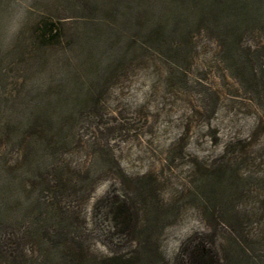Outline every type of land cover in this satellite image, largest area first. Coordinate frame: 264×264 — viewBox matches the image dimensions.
<instances>
[{
  "label": "rangeland",
  "instance_id": "obj_1",
  "mask_svg": "<svg viewBox=\"0 0 264 264\" xmlns=\"http://www.w3.org/2000/svg\"><path fill=\"white\" fill-rule=\"evenodd\" d=\"M8 4L14 7L9 5L6 12L17 16L39 13L47 5L61 13L62 22L70 18L57 0ZM6 26L3 40L17 31L16 24ZM257 41L244 38L243 44ZM63 54L70 55L67 50ZM22 58L19 65L10 52L1 70L0 95L8 100L20 91L33 93L23 84L34 57L29 53ZM216 63L207 49H201L182 77H148L138 66L128 77L113 78L102 93L98 114L78 119L55 158L44 166L41 154L32 157L27 164L34 175L22 177L25 163L7 157L3 167L13 174L6 190L18 203L6 213L11 220L0 225V264H99L112 251L127 253L125 264H177L183 243L212 225L228 223L264 248V128H256L258 112L228 77H221ZM71 68L67 66L68 74ZM32 76L39 78L41 73ZM68 78L78 84L77 74ZM70 88L78 91L77 85ZM209 93L218 96L213 108L203 100ZM252 138L246 160L229 162L230 143ZM55 174L72 185L73 192L61 197L56 209L83 242L70 234L39 239L41 210L29 209L19 199L23 188L31 203H45L58 183ZM125 195L131 218L123 236L111 230L105 210L113 198ZM219 200L222 216L216 220L207 209ZM20 214L26 219L18 220ZM7 234L9 249L3 244Z\"/></svg>",
  "mask_w": 264,
  "mask_h": 264
},
{
  "label": "trees",
  "instance_id": "obj_2",
  "mask_svg": "<svg viewBox=\"0 0 264 264\" xmlns=\"http://www.w3.org/2000/svg\"><path fill=\"white\" fill-rule=\"evenodd\" d=\"M59 1L60 11L70 15L67 23L62 22L60 12L47 5L39 13L17 16L6 12L9 5L10 9L14 7L9 0H0V86L4 85L1 70L10 52L19 65L23 64L22 55L31 53L34 57L33 68L27 70L23 84L30 85L33 93L20 91L11 100L0 95V225L11 220L6 213L18 203L6 190L13 174L3 167L6 158L21 161L19 165L25 163L22 177L34 175L27 164L32 157L41 154L44 166L55 158L60 146L67 144L78 119L98 114L97 105L113 78L128 77L138 66L145 68L148 77H182L197 60V51L207 49L217 61L221 77H228L235 91L258 112L259 118L254 115L256 128H264V0ZM15 24V36L3 40L6 25ZM244 38L259 41L247 46ZM66 50L69 56L63 54ZM70 64L74 68L68 74ZM33 73L41 76L37 78ZM75 74L78 84L68 78ZM73 85L78 86L77 92L69 91ZM203 100L213 108L218 96L205 94ZM252 143L253 138L250 142L230 143L233 152L229 153V162H244ZM55 175L59 184L49 192L45 203H31L23 188L19 199L29 209L39 206L41 210L37 224L43 229L36 231L38 238L70 234L83 242L56 209L61 197L73 192L69 187L72 185L63 184L61 176ZM220 202L210 204V217L221 218ZM130 205L125 195L113 198L105 210L111 230L123 236L131 218ZM17 219L25 220L26 216L20 214ZM6 237L9 235L3 244L9 249L12 241ZM25 238H21L20 247ZM127 256L112 251L99 264H125ZM177 264H264V248L234 224L212 225L181 245Z\"/></svg>",
  "mask_w": 264,
  "mask_h": 264
}]
</instances>
